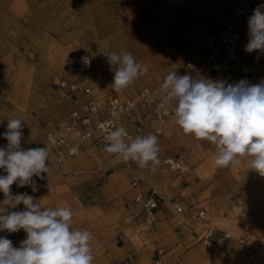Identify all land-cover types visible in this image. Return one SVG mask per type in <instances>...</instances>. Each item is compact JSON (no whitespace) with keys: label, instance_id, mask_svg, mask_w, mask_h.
I'll return each instance as SVG.
<instances>
[{"label":"crops","instance_id":"obj_1","mask_svg":"<svg viewBox=\"0 0 264 264\" xmlns=\"http://www.w3.org/2000/svg\"><path fill=\"white\" fill-rule=\"evenodd\" d=\"M11 1L0 0V35L3 37L0 40V51L5 45V34L9 31L5 29L4 23L7 20L11 22V12L6 6V3ZM80 53L87 54L85 52L77 54ZM251 53L245 51L243 46L241 55L245 62L250 61ZM72 60L67 61L64 66ZM64 66L55 83L67 77L63 70ZM89 67L90 65L76 73V77L69 76V81L76 79V82L84 85L83 81L86 80L87 86L97 99L109 96L121 99L133 97L99 95L93 87L92 76L88 73ZM259 78L261 81L264 80V72ZM55 83L58 92L55 93L53 110L43 112L40 117L41 122L46 123L43 135H40L41 131L37 135L42 139L37 144V147L41 148L46 145L44 142L46 131L61 124L72 111L81 110L85 101L80 93L68 94L57 88ZM174 108L175 104L172 106L173 112ZM121 124L120 127L131 125L127 121ZM146 125L150 129L158 126L162 128V135L158 137V156L181 159L189 169L184 178L166 175L156 169L153 171L151 164L140 168L135 161H131V165L142 178L144 191L153 190L157 196L158 209L155 211L152 226L148 227L144 223L140 209L133 204L130 174L125 165L118 156L107 153L104 150L105 146L99 144L96 138L81 144L76 156L66 158L60 163L55 161L52 148L46 145L49 150L46 164L49 163L50 173L42 174L43 179L33 177L36 179L38 191L33 192L29 185L18 187L17 183H14L10 189L11 195L26 191L28 195L37 197V203L42 208H71L72 228L88 230L92 234L90 241L94 256L92 264H154L157 261L161 264H264V248L254 244L253 248L256 250L254 254L249 253L248 243L244 245L238 243V239L243 236L244 218L248 213L252 216L264 214V177L249 169L244 158L239 165H233V176H230L233 181L231 224L228 221L229 216L226 217L227 214L224 212L226 210L224 205H219L215 201L208 205V201L202 197H194L193 202H186V196L195 194L198 190L203 191L202 196H205V189L211 176L218 171L214 163L216 146L213 144V151L210 153V147L207 150L204 148L206 155L196 160L191 156L194 150L191 146L195 141L194 137L183 133L174 115L163 123L146 122ZM170 136L174 137L172 141L166 138ZM6 146V143L0 142V147ZM24 146L29 149L36 145L34 141H26L21 145L23 149ZM186 153L191 157L185 158ZM6 174L0 169V175ZM193 180L197 181V185L192 186L188 183ZM4 199V194L0 192V201ZM176 203L185 208L183 215L176 214L174 209ZM6 207L9 212L24 210L23 204ZM198 210L205 211L204 220L195 218V212ZM201 226L215 227L221 232L231 231L233 236L228 233L231 236L229 240L217 241L212 247L206 248L199 243L193 233L195 228ZM0 234L11 240L14 247H20L21 242L27 237L23 229L14 233L4 230L0 231Z\"/></svg>","mask_w":264,"mask_h":264},{"label":"rangeland","instance_id":"obj_2","mask_svg":"<svg viewBox=\"0 0 264 264\" xmlns=\"http://www.w3.org/2000/svg\"><path fill=\"white\" fill-rule=\"evenodd\" d=\"M244 4L254 12L264 0H244ZM6 6L11 22L4 23L9 31L0 51V142L8 144L3 135L8 119L19 118L23 120L21 145L34 141L33 148L42 141L37 136L39 131L43 135L46 129L40 117L43 112H50L58 92L55 80L64 64L77 53L85 52L91 57L88 73L95 92L134 96L142 87L163 83L170 72L204 79L203 57L209 46L229 27L240 26L228 0H12ZM108 51L132 54L136 62L147 67V73L121 92L113 91L114 71L104 55ZM187 61L195 63L196 68L185 70ZM260 82L259 78L257 83ZM194 140L192 158L202 159L204 148L210 147L209 153L213 151V144L207 140ZM191 156L184 154L187 159ZM232 174L233 165L218 167L205 196L197 189L195 194L186 196V202L202 197L208 205L213 201L224 205L226 217L233 224ZM188 183L197 185L196 180ZM33 198L37 202V197ZM244 220L242 234L249 238L246 243L255 254L254 244L264 248V214L248 213Z\"/></svg>","mask_w":264,"mask_h":264},{"label":"clouds","instance_id":"obj_3","mask_svg":"<svg viewBox=\"0 0 264 264\" xmlns=\"http://www.w3.org/2000/svg\"><path fill=\"white\" fill-rule=\"evenodd\" d=\"M264 4L258 5L248 20L249 41L245 51L264 53ZM114 71L112 89L121 92L140 76L146 66L136 62L130 53H104ZM166 94L165 104H175L174 117L185 135L207 140L216 146L214 163L217 167L239 165L246 159L249 169L264 177V80L249 84L246 80L227 84L224 81L198 79L189 74L170 72L161 84ZM22 121L10 118L3 134L8 141L0 147V231L9 233L23 229L27 234L20 247L0 237V264H92L94 256L88 230L72 228L73 212L68 207L42 208L27 193L11 195L14 183L29 185L33 192L38 185L33 177L43 179L50 173L46 148L21 147ZM105 151L125 161H135L140 168L159 164V143L155 134L129 139L124 127L105 136ZM24 205L22 211L7 210L6 206Z\"/></svg>","mask_w":264,"mask_h":264},{"label":"built area","instance_id":"obj_4","mask_svg":"<svg viewBox=\"0 0 264 264\" xmlns=\"http://www.w3.org/2000/svg\"><path fill=\"white\" fill-rule=\"evenodd\" d=\"M233 17L238 21L239 28L229 27L228 30L215 38L206 51L203 61L205 66V77L212 81H224L227 84L238 83L246 80L249 84H256L260 74L264 72V57L259 50L251 53L249 62H245L241 55V49L246 41H249L248 20L253 11L248 9L244 0H228ZM91 64L88 54H77L74 59L63 68L67 77L61 78L56 84L57 88L68 94H81L85 98L81 110L72 111L64 121L46 131L44 142L54 151L57 163L66 158L77 155L81 144L96 138L99 144L105 146L108 142L105 136L115 128L120 127L123 122H130L125 126L128 138L136 136H147L155 134L162 135L161 126L150 129L147 123H163L173 114L174 103L165 104V93L161 84L152 87H142L132 98L121 99L117 96H109L97 99L93 96L91 89L84 80V85L69 81L68 77H76ZM196 64L192 61L185 63V70H193ZM116 155V154H114ZM121 162L130 174V187L133 190V204L137 206L143 216L144 223L150 227L154 222V214L158 209V200L153 190L144 191L142 178L131 165V160L125 161L119 155ZM159 164L155 169L164 174L184 176L188 172L187 165L183 160L173 157L158 156ZM177 215H183L185 208L180 204H174ZM204 210L195 212V218L204 220ZM200 244L206 248L212 247L217 241L229 240L231 236L226 232H219L211 226H201L193 231ZM0 237H3L0 234ZM248 238L243 235L238 239L239 244H246ZM251 253V251H249ZM154 264H161L159 261Z\"/></svg>","mask_w":264,"mask_h":264}]
</instances>
